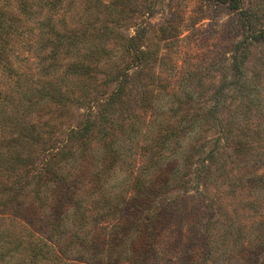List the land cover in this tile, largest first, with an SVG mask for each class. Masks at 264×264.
<instances>
[{
  "label": "trees",
  "instance_id": "trees-1",
  "mask_svg": "<svg viewBox=\"0 0 264 264\" xmlns=\"http://www.w3.org/2000/svg\"><path fill=\"white\" fill-rule=\"evenodd\" d=\"M12 1L16 3V14L8 8ZM70 1L0 0V75L4 80L0 85L5 87L0 86V264H208L217 244L207 217L210 207L200 210L191 196L178 202L162 200L156 204V200L165 186L185 187L184 170L188 163L182 157L179 140L196 134L200 122L216 121L223 101L220 91L202 114H184L179 126L162 135L156 151L151 147L145 149L148 159L140 173L149 174V180H134V196L123 212L104 221L111 226L108 232L99 229V236L85 243L76 232L72 234L74 240L66 238L67 228L62 221L71 219V224L81 226L84 219L78 186L71 192L70 187L76 182L71 183L70 176L61 172L62 161L67 160V165L74 159L70 144L75 143L81 159H88L86 149L96 133L103 141L104 153L100 158H108L109 166L122 157L114 141H105L114 124L110 115L125 111L134 115L129 118L137 127L145 125L149 133H154L162 130L164 114L163 104L148 101L135 84L140 75L138 67L147 64V53L138 45V34L125 36L117 32L115 25L123 19L114 16L118 2L94 0L97 9L104 5L108 10L100 13L112 18L89 19L73 26L63 17L54 19L69 8ZM226 3L243 15L249 44L264 40L263 31L250 33V15L241 9V0ZM43 11L45 18L34 23L36 28L20 27L33 22ZM31 44L32 51L27 52L35 59L34 66L23 69L17 49ZM110 44L117 46V52H112ZM232 62L238 71L236 52ZM134 88L138 90L139 108L152 119L127 109V98ZM175 99L172 101L176 105L167 109L170 115H176L180 105L186 103L184 99ZM72 104L85 108L84 121L68 128L61 147L49 145L42 150L41 159L32 160L40 134L30 115L41 113L44 106L66 108ZM94 108L97 109L93 114ZM221 131L226 139L234 138L232 130ZM137 132L140 130H136L135 137ZM215 160L216 152L211 151L200 163L197 178L204 179V183L216 176L209 168ZM250 171L243 172L242 178L252 177ZM260 182L253 179L248 186L261 189ZM51 208L56 210L42 221V213ZM111 209L109 206L108 213L100 217L113 216ZM40 224L45 232H38L42 229ZM230 228L226 226L229 232H224L222 241L232 235ZM235 234L238 241L239 230ZM246 237L247 247L255 251H248L244 263L264 264V259H260L264 253V219ZM242 251L237 249L239 259Z\"/></svg>",
  "mask_w": 264,
  "mask_h": 264
},
{
  "label": "rangeland",
  "instance_id": "rangeland-1",
  "mask_svg": "<svg viewBox=\"0 0 264 264\" xmlns=\"http://www.w3.org/2000/svg\"><path fill=\"white\" fill-rule=\"evenodd\" d=\"M112 1L118 2L114 16L123 18L115 25L117 32L125 36L138 34V45L147 53V64L138 67L140 75L135 84H138V90L144 91L142 96L148 101L163 104L162 130L149 133L145 125L137 127L129 118L134 115L125 111L110 115L114 124L105 141H114L122 157L109 166L108 158H100L104 153L103 141L96 133L92 134V141L86 149L88 159H81L75 143L70 144L74 159L67 165V160L62 161L61 172L70 176V182H76L70 187L71 192L78 186L84 219L81 226L71 224V219L62 221L67 228L66 238L74 240L72 234L76 232L85 243L91 237L96 239L99 229L108 232L111 226H106L104 221H111L110 218L123 212L127 201L134 196V180L139 177L145 178L146 182L149 180V174L140 173L148 159L145 149L151 147L156 151L162 135L179 126L184 114H202L220 91L223 101L215 116L216 121L200 122L196 134L179 140L182 157H186L188 163L184 170L185 187H163L156 204L162 200L178 202L191 196L192 203L200 210L210 207L207 217L217 244L208 264H245L248 251H255L247 247L246 235L249 236L257 228V222L264 219V40L248 43L249 32L243 15L239 10H233L226 0H103L107 4ZM15 7L16 3L12 1L8 8L16 14ZM241 7L250 15V33L264 32V0H241ZM97 8L94 0H71L69 8L55 15L54 19L63 17L74 26L89 19L112 18L100 13L108 11L104 5ZM44 18L45 11L38 13L33 22L20 27L36 28L34 23ZM32 39L34 42L33 36ZM32 46L17 49L23 59V69L24 66H34L35 59L30 56ZM110 47L113 53L117 52V46L110 44ZM235 52L238 71L232 67ZM2 77L0 75V83L4 82ZM136 90L134 88L128 95L127 109L147 120L152 119L148 117L149 113L139 108ZM175 98L184 99L186 103L180 105L181 110L176 115H170L167 109L176 105L172 101ZM96 109L92 110L93 114ZM86 112L85 108L72 104L66 108L44 106L41 113H32L31 123L37 125L40 141L31 159H41L42 150L49 145L61 147L68 128L83 122ZM215 123L223 128L219 129ZM225 128L232 130L234 138H225L221 131ZM136 130L140 132L135 137ZM211 151L216 152V163L209 168L216 176L204 183V179L197 178L198 168ZM247 170H251L252 177L242 178ZM253 179H260L261 189L248 186ZM109 206L114 215L100 217L108 213ZM55 210H45L42 221L50 218ZM227 225H230L232 235L222 241ZM39 226L42 229L38 232H45L42 224ZM237 230L241 234L238 241ZM237 249H243L241 259ZM260 259H264V253Z\"/></svg>",
  "mask_w": 264,
  "mask_h": 264
}]
</instances>
